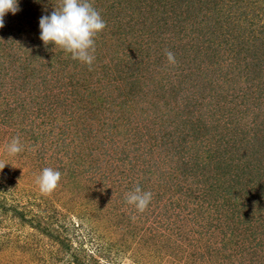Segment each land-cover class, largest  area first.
I'll return each instance as SVG.
<instances>
[{
    "label": "rangeland",
    "instance_id": "obj_1",
    "mask_svg": "<svg viewBox=\"0 0 264 264\" xmlns=\"http://www.w3.org/2000/svg\"><path fill=\"white\" fill-rule=\"evenodd\" d=\"M90 2L106 22L91 70L39 38L59 0H18L0 28V264H264V0ZM130 93L186 133L174 144L199 194L179 190L174 148L131 118ZM45 167L62 173L51 195L36 184ZM135 169L153 193L143 213L125 199Z\"/></svg>",
    "mask_w": 264,
    "mask_h": 264
},
{
    "label": "clouds",
    "instance_id": "obj_2",
    "mask_svg": "<svg viewBox=\"0 0 264 264\" xmlns=\"http://www.w3.org/2000/svg\"><path fill=\"white\" fill-rule=\"evenodd\" d=\"M18 0H0V28L4 27L7 13L15 15L19 11ZM106 28V22L90 0H59L50 15L39 19L40 40L44 46L49 44L70 54L73 60L87 65L89 70L95 61V43L98 35ZM167 60L175 64L171 51ZM9 155L20 154L24 147L19 137H13L6 147ZM6 163L0 162V170ZM62 173L51 167H45L36 178V184L43 195H51L60 186ZM126 202L134 206L138 213H143L153 199L151 191H143L136 186L126 193Z\"/></svg>",
    "mask_w": 264,
    "mask_h": 264
},
{
    "label": "trees",
    "instance_id": "obj_3",
    "mask_svg": "<svg viewBox=\"0 0 264 264\" xmlns=\"http://www.w3.org/2000/svg\"><path fill=\"white\" fill-rule=\"evenodd\" d=\"M221 8H223V7H221ZM112 9H113V7H112ZM114 13L115 12H113V11L111 13H108L110 16L113 15V19H114L113 20V23L116 22V19H115V17H116L115 14L116 13L115 14ZM228 14L229 13H224V15L227 16V17H228ZM131 21H129V22H131ZM176 22H177V20H176ZM231 22H233V21H231ZM230 29H231V27L227 29L228 30L227 32H229ZM184 32H185V35L186 34L191 35L189 32H187L185 30H184ZM180 36H181V33H180ZM193 36H194V39H196L195 43H197V45H199V46H200V44H203L204 42H205V44H208L209 41H210L206 37H202V36H199V35H193ZM116 72L119 73L120 72V69H116ZM130 83H132V82L130 81ZM162 86H164L163 83H162ZM236 89L238 91L241 90L238 87ZM138 92L139 93H143L141 91H138ZM123 96L125 97V95H123ZM130 97H133L137 103H140V101L143 98H145L146 96L140 95L138 97H135V94L133 95V94L130 93ZM133 98H131V99H133ZM113 101H114V99H113ZM119 102L121 103V104H119L120 107H122V106H125L126 107V110L124 109V107L122 108L124 110L123 112H129V107H128L129 99L128 100L121 99ZM143 103L144 102L142 101V103L139 104V109L136 112H133L132 113V117L131 118L132 119H135V121H138L139 120L138 123H141L142 124V122H143L144 125H146L145 128L147 130V134H149V132L153 133V138H151V140H154V138L161 139V141L165 144L166 151H167V149L169 150L170 148H172V149L174 148V150H175L174 151V157H176L177 160L180 161L179 162V165H178L179 167H177L178 174L179 175H182V177H184L186 179L185 180V183H184V186H183V184H182L181 181H179V183H177V184H179V186H181L179 190L182 191V192H183V190H185L186 192H184V193H185V195H188V196L199 194V192H201V189L200 188L197 190L196 193L194 192V190H191L192 189L191 186H197V183H195V181H193L191 179L192 177L195 176L196 178H199L201 181L203 180L202 177H199L198 174H196L197 171H199V170L197 169V167L194 166L195 163L193 162L192 156L188 153V148H186L185 150H182V149H180V146L177 147L174 144L175 142H177L181 138L182 139H185L186 133H183V135H182V133H179V130H177V129H171V128H168L166 126H159V124L157 122H158V119H161L162 118V116H159L157 114H154V116H152L150 114L151 112L149 110H147L148 107L147 106H144ZM120 109L121 108L117 107V110L118 111ZM127 124H128V122H127ZM127 124H125V125H127ZM190 125H192V127H193L192 129L195 128L194 125L191 124V122H190ZM107 130H109V129H107ZM110 130H111V128H110ZM182 132H184V131H182ZM109 135L112 136L113 133L110 131L109 132ZM132 141H133V143L131 142V145L134 146V148H131V150L132 151L133 150L139 151V154L141 153L142 147H144V149H146L147 145H149V144H147V140L144 138V135H139V136L136 135V136H134V138H132ZM223 142L224 141L220 139V144L219 145H217V146L209 145V146L206 147V151L209 152V154L213 153V150H215L216 152H218V151L221 150L223 152L224 149H225V148H223V146H224V143ZM186 145H187V143H186ZM262 149L264 150V147H262ZM148 152H150L149 149H148ZM159 152L161 153L163 151L161 149H159ZM146 154H147V152H146ZM197 156H198V163L202 164L201 156L200 155H197ZM259 163H260V161L258 160L257 157H255V165H258V169L260 171L264 167H260ZM139 170L138 169H135L136 173H135V175H133V179H137V177L139 176V179H137V181L139 180L138 181V184L141 187V184H142L141 181H143V179H142L143 176H140V175L143 172L142 171H139ZM194 172H195V174L194 175H191ZM206 177H208V176L206 175ZM200 180L198 182H200ZM207 181H208V178H207ZM201 183L202 182H200L198 184L200 185ZM214 187H215V183L211 182L209 184V187H207L208 188L207 191L212 190ZM142 188H144V186ZM207 200H208L207 199V196H205L204 202H207ZM201 204L203 205L202 201H201ZM12 210L14 211L15 208L13 207Z\"/></svg>",
    "mask_w": 264,
    "mask_h": 264
}]
</instances>
